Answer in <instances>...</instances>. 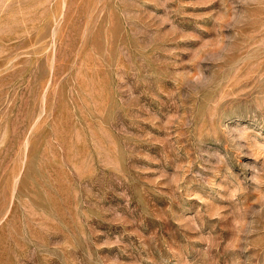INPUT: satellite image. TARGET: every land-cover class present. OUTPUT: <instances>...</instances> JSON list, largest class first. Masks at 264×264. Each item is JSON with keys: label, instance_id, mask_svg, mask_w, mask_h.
<instances>
[{"label": "rangeland", "instance_id": "1", "mask_svg": "<svg viewBox=\"0 0 264 264\" xmlns=\"http://www.w3.org/2000/svg\"><path fill=\"white\" fill-rule=\"evenodd\" d=\"M0 264H264V0H0Z\"/></svg>", "mask_w": 264, "mask_h": 264}]
</instances>
